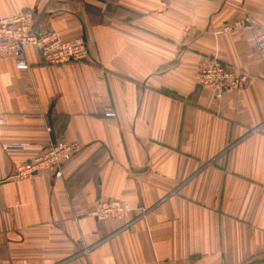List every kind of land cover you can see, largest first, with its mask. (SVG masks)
<instances>
[{
    "label": "crops",
    "instance_id": "1",
    "mask_svg": "<svg viewBox=\"0 0 264 264\" xmlns=\"http://www.w3.org/2000/svg\"><path fill=\"white\" fill-rule=\"evenodd\" d=\"M29 10L90 56L0 60V264H264V63L236 25L264 27V0H0ZM213 56L249 88L198 85ZM51 133L79 145L63 178H15Z\"/></svg>",
    "mask_w": 264,
    "mask_h": 264
},
{
    "label": "built area",
    "instance_id": "2",
    "mask_svg": "<svg viewBox=\"0 0 264 264\" xmlns=\"http://www.w3.org/2000/svg\"><path fill=\"white\" fill-rule=\"evenodd\" d=\"M236 25H248L253 29L258 52L264 63V27L250 24L249 19L237 22ZM28 47H34L39 52L43 64L47 66L58 67L83 62L90 56V47L85 39L65 40L54 29H38L33 10L0 16V60L13 59L18 69H29L31 65L26 56ZM252 79V75L229 68L216 56L204 58L197 73V84L212 87L219 97L228 89H248ZM4 123L5 117L0 116V153L16 147L15 144L2 141ZM78 146L77 143L64 139L57 140L30 162L19 165L14 177L28 178L47 171L55 179H61L64 176V165L71 159ZM126 210L125 203L100 201L93 213L99 217L111 214L121 216Z\"/></svg>",
    "mask_w": 264,
    "mask_h": 264
},
{
    "label": "water",
    "instance_id": "3",
    "mask_svg": "<svg viewBox=\"0 0 264 264\" xmlns=\"http://www.w3.org/2000/svg\"><path fill=\"white\" fill-rule=\"evenodd\" d=\"M52 135V140L55 141L56 139L54 138V133H51Z\"/></svg>",
    "mask_w": 264,
    "mask_h": 264
}]
</instances>
